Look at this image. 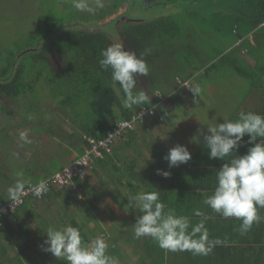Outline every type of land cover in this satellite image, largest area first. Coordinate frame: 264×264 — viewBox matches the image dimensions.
Instances as JSON below:
<instances>
[{
	"label": "crops",
	"instance_id": "crops-1",
	"mask_svg": "<svg viewBox=\"0 0 264 264\" xmlns=\"http://www.w3.org/2000/svg\"><path fill=\"white\" fill-rule=\"evenodd\" d=\"M243 8L236 6L235 16L245 15L227 29L234 36L225 44L219 27L229 25L228 13L213 14L220 23L202 54L209 64L188 71L191 92L178 90L176 76L163 84L172 99L155 102L156 117L126 132L76 193L28 204V216L17 213L15 236L7 219L0 264H264V23L251 28ZM27 185L0 196L13 199ZM93 189L102 193L103 217L88 197ZM70 196L99 228L77 220Z\"/></svg>",
	"mask_w": 264,
	"mask_h": 264
},
{
	"label": "trees",
	"instance_id": "trees-1",
	"mask_svg": "<svg viewBox=\"0 0 264 264\" xmlns=\"http://www.w3.org/2000/svg\"><path fill=\"white\" fill-rule=\"evenodd\" d=\"M197 1L137 0L135 6L141 7L138 3H144L143 7L140 8L144 11L141 12L140 17L132 19L129 17L127 10L119 13L121 10L120 4L117 3V0H111V3L107 2L108 8L115 11L110 14V21L117 22V27V24L125 19L119 33L123 41L126 42L128 50H130L129 53L135 58L136 67L131 66L129 61L123 55H119L112 47L108 33L100 29L81 28L78 31L61 33L57 38L52 39V48L67 58L65 65L57 74L51 73L42 52L36 56L32 55V59L34 58L36 63L34 65L40 64L42 67L35 73V77L32 78L30 75L34 67L29 63L30 70H28L29 74H27L29 81L23 77V74L27 73V71L21 69L22 65L10 63L0 71V95L12 100L25 99L28 95L32 97L39 82L45 80L49 87V92L57 100H60L59 105L64 109L76 111L82 104L87 106L88 114L84 115V120H81L82 122L80 123L81 133L75 134L80 146L76 149V156L69 164L64 165L61 169L63 170L84 154L87 145L84 138L103 139L113 131L115 122L129 121L132 116L143 108L153 106L154 101H150V97L147 96L145 90H142L141 77L144 78L149 74L153 81L155 78H159V70L168 72L172 70L176 72V75H181L176 76L182 79L178 90L182 89L184 92L186 90L192 91L193 87L190 84L192 74H189L188 71L190 69H193V73L205 71V67L209 64V62H206L205 56L202 55L208 44L204 39L207 33L204 32L203 28L200 30L192 23L191 19L194 16L192 13L185 12L187 9H193L194 5L202 3ZM239 1L235 0L236 5L232 7V10L234 9V12H236V6L241 3L244 7L242 11L244 12L245 10L252 14L250 17L248 16L249 14H246L245 17L251 28L264 23V0ZM123 2L128 7V2L130 1L124 0ZM207 2H212V0H205V3ZM107 4L100 9L98 18L101 20L110 13L106 8ZM167 7L170 9H166ZM159 9L166 10L167 14L156 16V11H159ZM202 9L203 15L200 22L204 23L205 9ZM97 15H91L89 20L84 17L83 20H96ZM125 15L127 18H124ZM244 15L240 13L239 17L242 18ZM233 17L237 16L234 15ZM236 21L234 20L233 23ZM61 25H63L62 21L52 17L48 18L47 37H50L54 29ZM156 69L159 70L157 71ZM47 73L50 75L46 78L45 75ZM186 82L189 84V89H186L183 85ZM155 83L152 82L150 89L152 94H156V91L159 90L154 86ZM137 88L140 90L139 92ZM167 96L168 98H165V100L172 99L171 95ZM80 116L77 117L78 121ZM154 117H156V112L155 116L146 118L141 122ZM126 132L128 131H125L124 134ZM99 160L94 161L92 169L87 170L82 178L78 177L73 181L74 190H69L68 188L57 189L49 186L48 193L43 200L46 198L50 201L53 200L55 198L52 195L53 192L76 193L77 183L83 181L95 169ZM14 199L6 200L0 196V205ZM42 201L31 199L25 201L23 206L17 209V212L4 218L3 227L7 219L10 220L8 228L12 232L10 234L15 236L17 233L14 231L13 225L19 223L18 217L21 218L17 213L20 212V214L28 216V212L31 210L29 205L41 203ZM25 235L27 236V234ZM25 235H23V240L26 239ZM25 242L27 243L28 241Z\"/></svg>",
	"mask_w": 264,
	"mask_h": 264
},
{
	"label": "rangeland",
	"instance_id": "rangeland-1",
	"mask_svg": "<svg viewBox=\"0 0 264 264\" xmlns=\"http://www.w3.org/2000/svg\"><path fill=\"white\" fill-rule=\"evenodd\" d=\"M110 1L0 0V71L10 63L22 65L21 69L27 71L23 74V77L29 81L27 76L29 74L28 70H30L29 63L34 67L30 75L32 78L42 67L40 64L34 65L36 63L34 58L32 59V55L36 56L42 52L51 73L57 74L65 65L67 58L52 48V39L57 38L61 33L78 31L81 28L100 29L108 33L112 47L119 55H123L127 61L130 60L132 66L136 67L135 58L129 53L130 50H128L126 42L123 41L119 33L125 19L118 23L117 27V22L110 21V14L115 11L108 8L107 2ZM197 2L202 3L194 5L193 9H187L185 12L192 13L194 15L193 20L191 19L192 23L200 30L203 28L208 35L215 33L213 23L216 24L215 19L217 17L213 18V14H218L217 10L228 13V20L226 21L229 22V25L224 22L219 27L223 29V33L219 34V38L221 43L225 44L226 37L229 35L234 36L230 32L231 30L227 29L233 27V21L238 20L240 17H233L235 15L234 10L226 8V5L205 3V0H198ZM105 4H107L106 8L110 13L101 20L98 16L100 9ZM119 4L121 10L123 9L122 11H128L129 17L133 12L135 13L132 16L134 19L141 16L137 10L143 7L144 3H138L141 7H136V4L132 7L128 4V7H126L127 5L124 2H119ZM202 8L212 13L210 16L204 17V23L200 22L203 15ZM161 12L162 10L159 9L156 14L160 16ZM244 12L247 13L245 10ZM96 14H98L96 20H83L84 17L89 20L91 15ZM51 17L62 21L63 25L56 27L52 35L47 37V21ZM124 18H127V16L125 15ZM218 19L220 20V17ZM218 22L220 23V21ZM215 45H218V43L216 42ZM16 66L18 67V65ZM162 71L159 70L158 73L161 74ZM165 72L163 73L166 75L162 74L165 81H158V78L152 81L149 74L144 78L141 77L142 90H145L147 96L151 99H149L150 101H154L152 100L154 94L150 91L152 82H156L154 86L161 90L163 96L165 95L168 98V93H165L163 84L172 81L174 76H181L176 75V72L172 70ZM158 73L156 72V74ZM49 75L47 73L45 77L47 78ZM178 79L180 78L178 77ZM137 91L140 90L137 88ZM59 101L51 95L45 80L39 82L32 97L28 95L25 99L12 100L0 95V194H7L8 197L9 194L13 193L12 189L16 186L37 183L45 175H54L60 171L64 164H69L76 156V149L80 146V142L75 134L81 133L80 123L84 120V115L88 114V108L85 104H82L78 110L71 111L61 107ZM8 112H10V115ZM79 116L78 121L77 117ZM135 172L138 175V169ZM123 175L125 177L129 176L126 172H123ZM141 175H143V172H141ZM101 181L100 186L105 183V181ZM87 192L89 199L91 197L92 202L95 203V207L99 211L98 216L103 217L106 210L101 208V191L93 189ZM70 203V205H73L72 208L76 209V218L79 222H83L85 227L93 223L96 228H99L96 218L85 213L82 204L76 197L70 196ZM62 204L67 208V203L65 205L62 202ZM119 204L116 205L120 209H123V207L126 209L128 206L127 203H124L123 207ZM58 208H61V206H58ZM61 218L64 220L63 217ZM40 224L45 229L49 227L44 221H41ZM113 232L115 233V231ZM113 232L111 234L116 235Z\"/></svg>",
	"mask_w": 264,
	"mask_h": 264
},
{
	"label": "built area",
	"instance_id": "built-area-1",
	"mask_svg": "<svg viewBox=\"0 0 264 264\" xmlns=\"http://www.w3.org/2000/svg\"><path fill=\"white\" fill-rule=\"evenodd\" d=\"M183 85L186 89H189V84L187 82ZM157 98L160 102L164 101V98L160 96V94H157ZM152 116H155V108L153 106L143 108L132 116L129 121L115 122L113 131L105 138L100 140L88 137L84 138L87 145L81 158L75 160L68 167L51 177H48L43 183L39 185H27L25 188L18 191L14 200L1 206L0 228L3 227L4 218L15 213L18 208L23 206L25 201L30 199L34 201L42 199V193L48 192L49 186H53L57 189L68 188L69 190H74L75 185L73 181L78 177L82 178L87 170H91L95 160L102 159L105 155H111L115 145L122 139L125 131H131L137 122H141Z\"/></svg>",
	"mask_w": 264,
	"mask_h": 264
},
{
	"label": "flooded vegetation",
	"instance_id": "flooded-vegetation-1",
	"mask_svg": "<svg viewBox=\"0 0 264 264\" xmlns=\"http://www.w3.org/2000/svg\"><path fill=\"white\" fill-rule=\"evenodd\" d=\"M129 1H130V2H128V3H129V5H131V7H132L133 5L136 4V1H137V0H129ZM145 2H146V1H145ZM167 8H169V7H167ZM167 8H166V9H167ZM163 9H164V8H163ZM139 10H140L141 12L144 11L143 9H140V8H139ZM137 11H138V10H137ZM166 13H167L166 10H164V11L162 10L161 15H165ZM131 15L134 16L135 13L133 12V13H131ZM131 15H130V18L134 19ZM161 15H160V16H161ZM156 16H158V15H156ZM138 17H140V16H138Z\"/></svg>",
	"mask_w": 264,
	"mask_h": 264
},
{
	"label": "clouds",
	"instance_id": "clouds-1",
	"mask_svg": "<svg viewBox=\"0 0 264 264\" xmlns=\"http://www.w3.org/2000/svg\"><path fill=\"white\" fill-rule=\"evenodd\" d=\"M157 94H160V96H162V97L164 98V101H165V98H166V97H164L165 95L163 96L162 93L159 92V91H158V93L156 92V94H154V99H155V100H154V99H152V100H154V103L156 102L157 104H161V103H163L164 101H163V102H160V101H159V99L157 98ZM167 97H168V96H167ZM156 98H157V99H156ZM157 104H153V107L155 108V112H156ZM105 156H107V155H105ZM17 194H18V193H17ZM9 202H10V201H9ZM16 212H17V211H16Z\"/></svg>",
	"mask_w": 264,
	"mask_h": 264
},
{
	"label": "bare ground",
	"instance_id": "bare-ground-1",
	"mask_svg": "<svg viewBox=\"0 0 264 264\" xmlns=\"http://www.w3.org/2000/svg\"><path fill=\"white\" fill-rule=\"evenodd\" d=\"M46 179H47V178H46ZM46 179H45V180H46ZM45 180H44V181H45ZM44 181H42L41 183H43ZM41 183H38V184H32V185H39V184H41ZM47 193H48V192H46V193H42L43 197H42V199H40L41 201L43 200L44 196H45ZM2 205H5V204H1V205H0V208H1Z\"/></svg>",
	"mask_w": 264,
	"mask_h": 264
},
{
	"label": "water",
	"instance_id": "water-1",
	"mask_svg": "<svg viewBox=\"0 0 264 264\" xmlns=\"http://www.w3.org/2000/svg\"><path fill=\"white\" fill-rule=\"evenodd\" d=\"M130 62H131V61L129 60V64H131ZM131 66H132V65H131ZM133 67H134V66H133Z\"/></svg>",
	"mask_w": 264,
	"mask_h": 264
}]
</instances>
